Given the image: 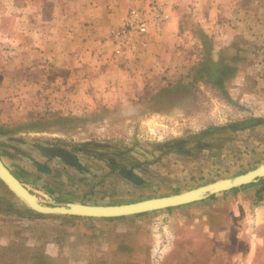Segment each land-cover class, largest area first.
<instances>
[{
	"label": "rangeland",
	"instance_id": "rangeland-1",
	"mask_svg": "<svg viewBox=\"0 0 264 264\" xmlns=\"http://www.w3.org/2000/svg\"><path fill=\"white\" fill-rule=\"evenodd\" d=\"M185 2L181 43L147 77L132 57L145 37L117 55L109 34L121 21L106 36L138 92L61 108L47 105L46 78L19 59L29 56L11 27L14 9L0 0L11 10L0 31V157L42 203L168 195L264 162V0ZM33 211L0 179V264H264V176L126 216Z\"/></svg>",
	"mask_w": 264,
	"mask_h": 264
},
{
	"label": "crops",
	"instance_id": "crops-1",
	"mask_svg": "<svg viewBox=\"0 0 264 264\" xmlns=\"http://www.w3.org/2000/svg\"><path fill=\"white\" fill-rule=\"evenodd\" d=\"M14 35L20 46L19 59L29 65L30 76H43L48 84L47 105L61 108H84L92 102L123 101L133 90L129 82V61L111 56L107 35L117 27L131 4H145L142 0H32L30 3L9 0ZM162 1V0H161ZM3 2V0H2ZM6 2V0H5ZM165 20L156 27L149 24L145 34L146 47L135 59L139 71L150 73L169 65L168 51L181 43L182 16L187 12L185 0H164ZM134 6V5H133ZM146 8V7H145ZM9 12L0 9V31L6 32L5 21ZM187 17V16H186ZM28 31L29 35L25 33ZM180 34V35H179ZM144 50V51H143ZM174 54V53H173ZM136 55V54H135ZM25 59V58H24ZM132 60L131 62H133ZM145 68H140V64ZM19 65H23L19 63ZM129 71V72H128ZM144 76V75H141ZM52 80V81H51ZM133 83V82H131ZM51 88V89H50ZM126 93L123 98L113 94Z\"/></svg>",
	"mask_w": 264,
	"mask_h": 264
},
{
	"label": "water",
	"instance_id": "water-1",
	"mask_svg": "<svg viewBox=\"0 0 264 264\" xmlns=\"http://www.w3.org/2000/svg\"><path fill=\"white\" fill-rule=\"evenodd\" d=\"M49 150L65 160L74 162L71 154L63 147L52 146ZM262 176H264V162L233 177L216 179L200 186L168 195L148 197L121 203H87L76 201L65 203L49 201L47 203H42L38 197L34 195L5 165L0 157V179L11 189L12 192L22 198L31 209L42 213H56L85 217L126 216L160 208L177 206L199 200L215 192L256 181Z\"/></svg>",
	"mask_w": 264,
	"mask_h": 264
},
{
	"label": "built area",
	"instance_id": "built-area-1",
	"mask_svg": "<svg viewBox=\"0 0 264 264\" xmlns=\"http://www.w3.org/2000/svg\"><path fill=\"white\" fill-rule=\"evenodd\" d=\"M165 17L163 3L159 0H149L142 10L129 8L122 17L120 26L109 34L115 53L123 55L144 45L149 24L158 27Z\"/></svg>",
	"mask_w": 264,
	"mask_h": 264
},
{
	"label": "trees",
	"instance_id": "trees-1",
	"mask_svg": "<svg viewBox=\"0 0 264 264\" xmlns=\"http://www.w3.org/2000/svg\"><path fill=\"white\" fill-rule=\"evenodd\" d=\"M225 66H228V65L226 64ZM223 70H224V69H223ZM41 167H42L43 169L45 168V166H42V165H41ZM33 213H37V214H38L39 212H37V211H33Z\"/></svg>",
	"mask_w": 264,
	"mask_h": 264
}]
</instances>
